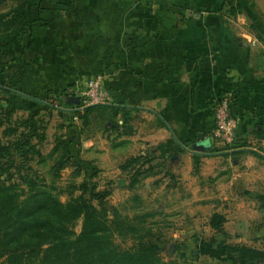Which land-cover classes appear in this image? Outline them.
<instances>
[{"label":"crops","instance_id":"1","mask_svg":"<svg viewBox=\"0 0 264 264\" xmlns=\"http://www.w3.org/2000/svg\"><path fill=\"white\" fill-rule=\"evenodd\" d=\"M231 1L241 10L228 0H0V47L24 49L43 84L99 76L124 106V159L164 161L161 181L186 186L185 215L202 214L213 232L209 216L221 213L226 234L248 244L264 235V0ZM226 94L246 143L212 135L213 105Z\"/></svg>","mask_w":264,"mask_h":264},{"label":"rangeland","instance_id":"2","mask_svg":"<svg viewBox=\"0 0 264 264\" xmlns=\"http://www.w3.org/2000/svg\"><path fill=\"white\" fill-rule=\"evenodd\" d=\"M4 47L7 45L0 50V115L8 116L10 113L5 125L20 122L18 133L25 132L31 142L36 139L29 128L41 132L38 127L41 123L45 139L37 146L40 155H29L27 162L32 168V175L57 199L63 202L69 198L67 185L70 182L88 181L90 189L94 187L93 203H96L102 192L107 191L109 195L101 201L119 208L122 214L132 216L135 213L153 212L146 221L153 222V229L161 232L159 240L155 237L151 240L159 245L160 256L164 261L172 260L175 264H244L239 256L224 248V243L245 244L242 240L237 242L233 236L223 237L220 232L207 230L202 214L190 218L182 212L181 209L188 206L184 200L186 186L161 181L170 173L164 161H160L163 164L154 168L156 174H159L156 179L159 180L154 182L152 192H148L151 187L144 188V179L133 187H128L129 174L118 168L127 151L124 143V106L121 103L109 99L93 107L87 120H83L78 113H85L88 105L82 101L66 107L65 100L70 95L80 96L89 79L81 87L69 84L49 85L46 82L43 84L36 78L32 67L26 65L24 49H3ZM37 71L40 72L39 67ZM68 89H72L71 92ZM25 121L26 125L21 124ZM57 138L67 145L66 149L54 152L52 149ZM6 139L9 138L0 133V140ZM233 143H243L242 138H234ZM62 151L65 156L74 160L56 177L51 165L63 155ZM146 166L147 164L144 167ZM74 171L79 173L74 175ZM77 193L75 191L74 195ZM24 195L25 193L21 198ZM135 196L138 198L135 199ZM46 214L43 212L41 217ZM80 227L81 219H78L73 230L77 233ZM190 228L192 232L187 230ZM188 232L196 233L202 239H188ZM114 240L119 247L129 245L128 240L118 237ZM247 240L248 244L250 242L249 246L264 249V235L261 233L254 239L247 237Z\"/></svg>","mask_w":264,"mask_h":264},{"label":"trees","instance_id":"3","mask_svg":"<svg viewBox=\"0 0 264 264\" xmlns=\"http://www.w3.org/2000/svg\"><path fill=\"white\" fill-rule=\"evenodd\" d=\"M228 4L232 12L241 10L240 4L235 6L231 0ZM65 105L69 107L71 103L65 101ZM99 105H88L85 113H78L79 117L87 120L93 107ZM9 115H0V133L9 138L0 140V264H175L172 260L164 261L159 245L151 240L161 237V232L153 229L154 223L146 221L153 212L122 214L119 208L101 201L109 195L107 191L93 203L94 187L91 191L88 181L70 182L67 185L69 198L63 202L57 199L32 175L27 162L29 155H40L37 146L45 139L43 126L38 125L41 132L29 128L36 139L31 142L25 132L18 133L20 122L5 125ZM256 132L264 138V127ZM57 139L52 151L66 149L67 143ZM62 152L51 165L56 177L74 160ZM256 156L262 157L257 153ZM151 160L147 155H136L119 163L118 168L129 174V188L154 173L156 165L148 164ZM78 173L74 171V175ZM75 191L78 193L74 195ZM41 212H46V216L41 217ZM78 219H81V227L76 233L73 226ZM224 221L221 213L213 212L208 224L227 236ZM116 237L128 240L129 245L119 247L114 240ZM224 248L239 256L244 264L264 263V249L242 243H224Z\"/></svg>","mask_w":264,"mask_h":264},{"label":"built area","instance_id":"4","mask_svg":"<svg viewBox=\"0 0 264 264\" xmlns=\"http://www.w3.org/2000/svg\"><path fill=\"white\" fill-rule=\"evenodd\" d=\"M79 99L86 105L103 104L110 99V94L102 84L101 78L96 76L88 80ZM231 101V96L226 94L218 98L213 107L215 124L212 135L224 145H230L236 135L237 119L231 114Z\"/></svg>","mask_w":264,"mask_h":264},{"label":"water","instance_id":"5","mask_svg":"<svg viewBox=\"0 0 264 264\" xmlns=\"http://www.w3.org/2000/svg\"><path fill=\"white\" fill-rule=\"evenodd\" d=\"M68 101L72 104H77L80 102V99H79V96H76V95H70L68 97ZM198 138H202V134H199L198 135ZM204 147V144L202 142H198L194 145V148L195 149H200V148H203ZM264 264V263H263Z\"/></svg>","mask_w":264,"mask_h":264}]
</instances>
